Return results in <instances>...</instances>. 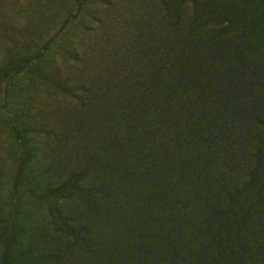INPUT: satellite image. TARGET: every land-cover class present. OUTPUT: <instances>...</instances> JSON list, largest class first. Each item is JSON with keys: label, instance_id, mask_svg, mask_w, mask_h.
Segmentation results:
<instances>
[{"label": "rangeland", "instance_id": "rangeland-1", "mask_svg": "<svg viewBox=\"0 0 264 264\" xmlns=\"http://www.w3.org/2000/svg\"><path fill=\"white\" fill-rule=\"evenodd\" d=\"M130 90L133 104L180 125L171 158L187 176L176 188L199 184V164H210L212 202L242 191L249 239L264 247V0H0V264L132 255L68 185L51 193L74 166L99 161ZM71 214L92 226V252L73 245L83 234L66 231ZM182 232L186 254L197 239Z\"/></svg>", "mask_w": 264, "mask_h": 264}, {"label": "trees", "instance_id": "trees-1", "mask_svg": "<svg viewBox=\"0 0 264 264\" xmlns=\"http://www.w3.org/2000/svg\"><path fill=\"white\" fill-rule=\"evenodd\" d=\"M23 62L21 67L17 66L21 71L30 66L31 60ZM90 92L87 87L78 93L83 105ZM134 94L129 91L120 115L103 128L105 139L99 161L74 166L67 181L53 189L52 195L60 194L68 185L73 197L81 195L87 210L96 212L102 219L103 228L109 226L121 231L117 243H124L126 251H134L128 258L127 254L115 251L112 264H264V247L249 239L246 215L235 202L242 191L227 188L228 201L213 203L207 185L213 168L207 162L198 166L200 183L188 188L189 191H179L176 187L187 173L184 163L172 160L171 155L180 141V125L169 118H156L140 101L133 104ZM86 124V120L82 121L79 130ZM170 128H174L172 133ZM197 128L195 133H199ZM204 160L207 161L206 157ZM172 164L178 169L171 167ZM163 211L169 226L161 230L158 226ZM229 219L233 228L228 226ZM65 223L66 231L75 240L83 234V239L73 245L81 242L92 252V226L78 220L75 214ZM139 226L144 227L146 239L139 238ZM188 229L196 236L197 246L181 254L187 245L184 235H176ZM7 264H10L8 259Z\"/></svg>", "mask_w": 264, "mask_h": 264}]
</instances>
